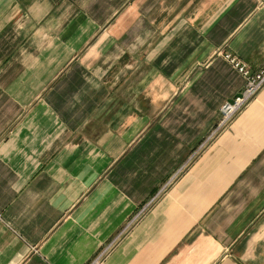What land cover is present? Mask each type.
I'll list each match as a JSON object with an SVG mask.
<instances>
[{"label": "crops", "instance_id": "obj_1", "mask_svg": "<svg viewBox=\"0 0 264 264\" xmlns=\"http://www.w3.org/2000/svg\"><path fill=\"white\" fill-rule=\"evenodd\" d=\"M264 0H0V264H264Z\"/></svg>", "mask_w": 264, "mask_h": 264}, {"label": "built area", "instance_id": "obj_2", "mask_svg": "<svg viewBox=\"0 0 264 264\" xmlns=\"http://www.w3.org/2000/svg\"><path fill=\"white\" fill-rule=\"evenodd\" d=\"M230 64L243 76L245 85L242 91L229 102H225L219 109V117L211 130L206 143L212 142L219 135L225 132L233 120L257 97L264 88V69L255 74H250L247 66L237 58L226 56ZM98 260L94 264H98Z\"/></svg>", "mask_w": 264, "mask_h": 264}]
</instances>
